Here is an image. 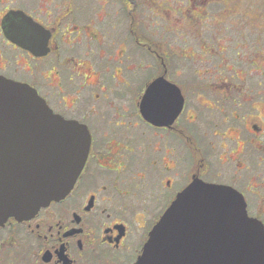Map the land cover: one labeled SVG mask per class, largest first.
<instances>
[{
  "label": "flooded vegetation",
  "instance_id": "flooded-vegetation-1",
  "mask_svg": "<svg viewBox=\"0 0 264 264\" xmlns=\"http://www.w3.org/2000/svg\"><path fill=\"white\" fill-rule=\"evenodd\" d=\"M201 1L141 0L136 21L134 0H0V76L90 135L68 194L0 225V264H135L194 181L234 189L264 226V7L244 22L233 0ZM150 15L164 24L147 31Z\"/></svg>",
  "mask_w": 264,
  "mask_h": 264
},
{
  "label": "water",
  "instance_id": "water-1",
  "mask_svg": "<svg viewBox=\"0 0 264 264\" xmlns=\"http://www.w3.org/2000/svg\"><path fill=\"white\" fill-rule=\"evenodd\" d=\"M89 149L85 126L54 114L30 86L0 76V225L64 198ZM135 264H264V226L234 189L194 181L150 231Z\"/></svg>",
  "mask_w": 264,
  "mask_h": 264
},
{
  "label": "rangeland",
  "instance_id": "rangeland-1",
  "mask_svg": "<svg viewBox=\"0 0 264 264\" xmlns=\"http://www.w3.org/2000/svg\"><path fill=\"white\" fill-rule=\"evenodd\" d=\"M133 1V0H132ZM137 5H136V8H134L133 5H131V10H132V14L134 15L136 21H140V14H141V10L140 7H141V0H134ZM160 1V0H158ZM241 1V4L239 5H233V3L235 2L234 0L232 2H228V6H231L232 8H234L233 6H235L238 10L237 12L240 13V14H243V12L245 13L246 10H249L251 11V13H248L249 15L251 16H254L253 19H247L246 21L244 22H259L258 19L262 18V13H259L257 9H260V7H264V0H240ZM179 4H177L176 2H174L173 6L174 7H178L180 6L181 8L183 7H186V2L187 0H179ZM106 5V6H112V3H111V0H98V6L101 7L102 5ZM203 4L204 7H207L208 9H210V7H214V5H209L207 6L206 4V1L202 0L200 3H198L197 5H201ZM84 5V3H83ZM22 7H24L25 9L27 10H30L32 9L31 6H28L27 4H24L22 3L21 4ZM114 7H117L116 5H114ZM243 8V10L241 8ZM206 8V9H207ZM248 12V11H247ZM246 12V13H247ZM93 13H95V11H93ZM228 15L227 19H232V20H226V19H223L221 20L222 22H229V21H233V22H243L242 21V16L241 15ZM256 14V15H255ZM219 13L215 12V13H212L208 18H207V22H218L216 20V18H219ZM179 16V15H178ZM235 17H238V19H236ZM248 17V15H247ZM263 18H264V15H263ZM246 19V18H245ZM179 20L180 22H183L181 17L179 16ZM226 20V21H225ZM146 24H147V28H145L147 31L148 30H155L156 29V22H159V24H164V20H161V19H156L153 15H150L148 18H147V21H145ZM143 29V28H141ZM146 31V32H147ZM149 37L152 36V38H154V36L151 34H147ZM4 77V76H2ZM6 78V77H5ZM21 83V82H20ZM24 84V83H23ZM27 85V84H26ZM29 86V85H28ZM31 87V86H30ZM35 90V89H34ZM82 171V170H81ZM76 182V181H75ZM52 202H55V201H52ZM57 202V201H56Z\"/></svg>",
  "mask_w": 264,
  "mask_h": 264
}]
</instances>
